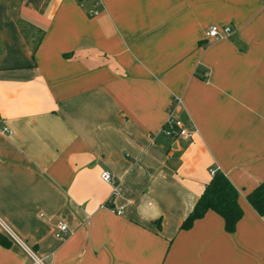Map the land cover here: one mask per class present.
Segmentation results:
<instances>
[{"label": "crops", "instance_id": "1", "mask_svg": "<svg viewBox=\"0 0 264 264\" xmlns=\"http://www.w3.org/2000/svg\"><path fill=\"white\" fill-rule=\"evenodd\" d=\"M101 3L0 0V264H264V0ZM214 167L234 230L180 229Z\"/></svg>", "mask_w": 264, "mask_h": 264}, {"label": "trees", "instance_id": "2", "mask_svg": "<svg viewBox=\"0 0 264 264\" xmlns=\"http://www.w3.org/2000/svg\"><path fill=\"white\" fill-rule=\"evenodd\" d=\"M246 200L258 214H262L264 210V180L247 193ZM207 210H212L221 217L223 228L227 232L234 230L235 224L241 216V209L237 203V191L227 177L218 170L204 185L190 212L181 221L179 228H188L193 220L201 217Z\"/></svg>", "mask_w": 264, "mask_h": 264}, {"label": "built area", "instance_id": "3", "mask_svg": "<svg viewBox=\"0 0 264 264\" xmlns=\"http://www.w3.org/2000/svg\"><path fill=\"white\" fill-rule=\"evenodd\" d=\"M92 2V8L90 10L91 15H96L100 12L102 9V3L101 0H91ZM231 30L229 26H222L221 28H218L216 25H210L207 29V35L211 38H224L227 37L230 34ZM1 130L7 131L6 127H2ZM160 131L162 134L170 137L174 136H182L186 138H190L192 134L195 132V128L191 123L183 124L179 120L175 119L172 116L171 111H167V116L164 120V123L162 127L160 128ZM9 132V131H8ZM217 171V168H210L208 171V174L210 177H212L215 172ZM100 178L113 185L112 193H116V186L114 185V177L107 171H102L100 173ZM114 211L118 214L122 212V207H117L114 209ZM57 230L55 231V236H64L67 233V227L65 223L59 222L56 225ZM17 241V240H16ZM24 250H26L25 247H23ZM29 257L32 258V260L36 263H40V261L30 252L27 253Z\"/></svg>", "mask_w": 264, "mask_h": 264}]
</instances>
